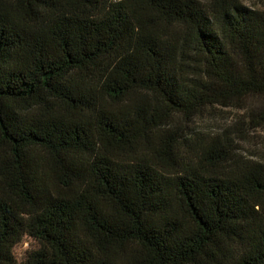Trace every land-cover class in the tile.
<instances>
[{
  "label": "trees",
  "instance_id": "1",
  "mask_svg": "<svg viewBox=\"0 0 264 264\" xmlns=\"http://www.w3.org/2000/svg\"><path fill=\"white\" fill-rule=\"evenodd\" d=\"M218 106L264 131L244 0H0V264H264V161L174 123Z\"/></svg>",
  "mask_w": 264,
  "mask_h": 264
},
{
  "label": "rangeland",
  "instance_id": "2",
  "mask_svg": "<svg viewBox=\"0 0 264 264\" xmlns=\"http://www.w3.org/2000/svg\"><path fill=\"white\" fill-rule=\"evenodd\" d=\"M244 2L250 7L264 10V0ZM174 123L182 126L185 132L194 131L195 134H203L207 138L222 136L225 132L234 133L236 137L233 139L235 144L233 149L238 155L242 158L264 161V131L251 128L247 121V113L243 109L218 106L191 121L181 117L175 118ZM236 129H245V135H240Z\"/></svg>",
  "mask_w": 264,
  "mask_h": 264
}]
</instances>
